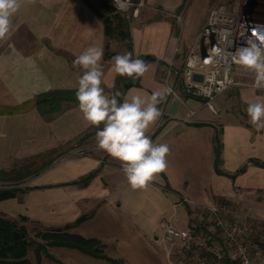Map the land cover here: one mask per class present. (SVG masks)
<instances>
[{"label": "crops", "instance_id": "crops-1", "mask_svg": "<svg viewBox=\"0 0 264 264\" xmlns=\"http://www.w3.org/2000/svg\"><path fill=\"white\" fill-rule=\"evenodd\" d=\"M158 1L174 9L180 0ZM169 2L172 4H166ZM199 21L192 34L184 33L182 18L174 22L161 19L140 23L136 17L130 24L133 57L151 55L156 60L146 63L147 71L139 78V85L127 88L122 102L133 95L148 99L157 90L171 88L174 92L168 91L157 105L161 115L146 133L150 137L157 131L153 143L169 146L163 172L155 174L145 188L132 190L120 161L106 153L103 157L102 152L80 156L84 154L79 151L75 155L60 156L55 163L28 177L32 180L30 186H56L62 191L64 206V188L68 185L61 184L100 167L87 186H73L74 191L77 188L81 191L78 200L74 196L75 217L84 214L87 218L74 224L72 232L100 240L104 249L112 248L109 256L121 259L124 264H183L174 259V247L162 241V226L157 229L150 223L157 217L160 225L163 219L181 226L187 224L189 216L196 214L194 205L180 202L182 197L200 206L225 203L233 216L260 221L264 227V167L250 164L234 181L215 173L213 129L192 125L200 122L220 125L224 170L234 171L250 158L264 162V130L255 129L246 113L248 102L264 100V92L248 85H232L218 95L216 115L200 99L182 92L178 72L186 58L184 53L198 32ZM112 39L115 38H106L101 18L82 0H26L12 17L9 37L0 40V168H7L8 163L23 154H40L58 148L91 127L85 126L78 104H66L62 111L44 116L34 107L11 114L6 110L31 101L41 92L76 89L84 70L74 66V60L92 46L103 50L101 86L110 96L118 76L111 71L117 54L111 51L114 56L105 58L104 53L106 42L110 50ZM190 110L195 111L192 117H188ZM95 137L96 133L90 139ZM46 260L49 259L42 256L40 264H46ZM96 261L80 256L72 263L61 260L64 264H101Z\"/></svg>", "mask_w": 264, "mask_h": 264}, {"label": "built area", "instance_id": "built-area-1", "mask_svg": "<svg viewBox=\"0 0 264 264\" xmlns=\"http://www.w3.org/2000/svg\"><path fill=\"white\" fill-rule=\"evenodd\" d=\"M107 1L117 12L130 18H136L145 4V0H120L122 7H117L114 0ZM247 7L246 0H242L231 8L224 5L211 8L179 73L182 92L200 99L212 115L219 111L218 95L232 85H248L264 92V89L253 87L254 74L231 59V54L244 45L252 28L264 27V21L250 19ZM172 15L180 20L179 14ZM217 48L222 50L219 56L213 52ZM194 74L201 75V80L193 79ZM168 90L174 94L171 88ZM194 114L195 111L190 110L188 117ZM180 202L194 205L195 209L196 215L189 216L185 226L170 219L161 220V239L174 247L176 261L183 264H264V227L259 222L232 216L225 203L200 206L187 197H182Z\"/></svg>", "mask_w": 264, "mask_h": 264}, {"label": "clouds", "instance_id": "clouds-1", "mask_svg": "<svg viewBox=\"0 0 264 264\" xmlns=\"http://www.w3.org/2000/svg\"><path fill=\"white\" fill-rule=\"evenodd\" d=\"M25 2L26 0H0V40L9 37L12 17ZM114 3L117 7H122L120 0H114ZM213 52L217 56L222 54L219 48ZM102 57L103 50L92 46L74 60V66L84 70L78 79L75 93L78 110L85 126L99 128L103 125L96 132V146L121 162L130 189H143L153 180L155 174L163 172L167 167L169 146L153 143L146 133L160 117L161 112L157 105L164 100L169 90H157L148 99L133 95L130 99L119 102V92L110 97L101 86ZM231 59L239 67L254 74V88L264 89V27L252 28L244 45L231 54ZM111 71L115 75L135 80L144 75L147 66L145 61L133 59L131 53H126L113 57ZM246 113L249 123L255 129L264 130V100L248 102Z\"/></svg>", "mask_w": 264, "mask_h": 264}, {"label": "trees", "instance_id": "trees-1", "mask_svg": "<svg viewBox=\"0 0 264 264\" xmlns=\"http://www.w3.org/2000/svg\"><path fill=\"white\" fill-rule=\"evenodd\" d=\"M89 9H91L102 20L103 31L106 38H115L122 45L126 53H131L133 57V43L130 32L131 18L124 14L117 12L112 4L107 0H82ZM114 53L109 51V44H105V58H111ZM147 57L145 63L155 61L156 58L151 55H143L140 58L143 60ZM139 58V59H140ZM160 64L166 65L164 62L159 61ZM138 79H131L127 77L117 76L114 86L110 89V97L119 92L121 95L117 97L119 102H122L124 92L131 86H138ZM181 86V84H180ZM182 90V89H181ZM76 89H54L46 92L38 93L34 98L20 106L11 107L6 110L7 113H16L26 110L29 107H34L41 115L54 114L62 111L66 104H78L76 100ZM238 97V94H236ZM245 107V106H244ZM194 126H210L213 129L211 138L212 149L214 154L213 167L215 173L229 177L232 181L246 171L248 165H256L264 167V162L255 158L248 159L243 165L236 168L234 171H226L222 168V129L220 125L211 122H200L192 124ZM92 127L93 130H87L80 134L74 145H81L87 139H90L94 133L100 128ZM157 131L154 132L150 139L152 140ZM61 148H52L48 151L40 153L35 158L20 166L14 167L9 170L0 168V201L15 198L17 194L23 193L32 188L48 187L51 185L42 186H21L26 178L38 174L41 170L45 169L55 159L59 157ZM52 155L54 157H52ZM100 167L91 170L86 174L74 179L70 182L61 185H79L87 186L91 179L97 174ZM20 220H26L24 215H19ZM87 215L79 216L74 224H78L85 220ZM71 225H66L64 228H50L39 230L35 232L34 236H30L26 226L23 223H18L13 219L6 218L0 212V264H31L27 258V253L32 248L36 264H40L42 256L56 262L64 264L58 260L53 254L48 251V247H65L75 249L81 253L87 254L92 258L106 261L109 264H124L121 259L111 257L104 252V244L96 239L84 237L78 233L69 231Z\"/></svg>", "mask_w": 264, "mask_h": 264}, {"label": "rangeland", "instance_id": "rangeland-1", "mask_svg": "<svg viewBox=\"0 0 264 264\" xmlns=\"http://www.w3.org/2000/svg\"><path fill=\"white\" fill-rule=\"evenodd\" d=\"M237 1L242 0H180L178 6H176L174 9H168L166 8V6L163 5L164 3L158 0H145V4H143V6H141L139 9V14L137 18L140 23L158 21L161 19L174 22V20L176 19L172 14H179L180 18H182L183 26L185 24L184 33L192 34L194 27H196V24L199 20V28L204 24L205 18L211 8L219 5H224L226 7L231 8V6ZM246 2L248 4L247 13L250 19L256 21H264V0H246ZM166 4H172V2ZM133 19L135 18H131L130 24L132 23ZM176 30L179 31L178 28H176ZM173 33L174 35H177L176 32ZM182 35L184 37V34ZM188 50H190L189 47L188 49H186V51L188 52ZM109 51H113L117 55H122V51H124V48L119 44L117 39H112ZM187 52L184 53L185 57ZM180 71L181 70L179 68L178 74L180 73ZM230 109L234 113L237 112V109H233L232 107H230ZM87 130H93L92 126L90 128H87L83 132ZM79 136L80 134L76 138H73L71 141L58 146V148H61L60 153L62 155H75L78 154L77 152L82 151V154L84 155L80 156H85V154L95 156L96 154L102 152V156L104 157L105 152L98 149L96 146V137L92 139H87L86 142L84 141L82 143V145H74L75 141L78 139ZM37 155L39 154H23L20 158L12 160V162L8 163L7 168L2 169L9 170L14 167H20L32 161ZM52 157L54 156L52 155ZM59 157L56 158L55 156L53 163H55L56 159H58ZM245 162H243L241 165H243ZM30 185H32V180H28V178L23 183H21V186ZM2 186L3 185L0 184V187ZM80 192L81 191L79 188L74 191L73 186H65V205L63 206L61 201L62 191H58L56 186L45 187L42 189H29L23 193L17 194L14 200L8 199L1 201L2 203L0 202V211L4 217L13 219L18 223H23L26 226L30 236H34L35 232L39 230H45L50 228H64V226L66 225H71L69 231H73L75 227L72 226L74 225V221L76 220V218L84 215L81 214L75 217L76 209H74L73 206L74 196H76L78 200V198L80 197ZM93 192H96V189H94ZM19 215H24L26 217V220L22 222L19 218ZM150 223L154 228L161 229V225L157 217H153ZM260 224H262V222H260ZM185 225L186 224H184L183 226ZM47 249L52 252L54 256L60 261L63 259L64 261L72 263L76 256H80V258L87 259L91 258L92 260L94 259L91 256L81 253L75 249L58 248L59 250H50L53 248L49 247ZM104 251L108 255L113 253L112 248H105ZM27 257L32 261V264H35L32 248L28 250ZM96 260L97 263L104 264L103 261L99 259ZM45 262H47L46 264H55L49 260H46Z\"/></svg>", "mask_w": 264, "mask_h": 264}, {"label": "water", "instance_id": "water-1", "mask_svg": "<svg viewBox=\"0 0 264 264\" xmlns=\"http://www.w3.org/2000/svg\"><path fill=\"white\" fill-rule=\"evenodd\" d=\"M201 52L203 53V50H201ZM146 60H147V57H144L143 58V61H145L146 62ZM201 75H199V74H194L193 75V79H195V80H201Z\"/></svg>", "mask_w": 264, "mask_h": 264}]
</instances>
